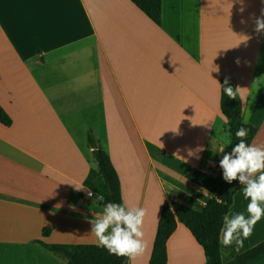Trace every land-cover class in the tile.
<instances>
[{"label":"crops","instance_id":"crops-1","mask_svg":"<svg viewBox=\"0 0 264 264\" xmlns=\"http://www.w3.org/2000/svg\"><path fill=\"white\" fill-rule=\"evenodd\" d=\"M262 9L264 0H161L157 26L129 0H0V106L12 121L0 124V264H65L35 241L96 244L87 221L103 207L76 190L97 169L89 134L122 204L146 209V248L132 264H149L168 195L197 209L210 194L185 177L224 181L221 80L240 88L243 121L257 130L250 144L264 145ZM242 187L229 210L247 215ZM263 240L264 217L239 252L220 244L222 263ZM166 249V264L205 263L179 222Z\"/></svg>","mask_w":264,"mask_h":264},{"label":"trees","instance_id":"trees-1","mask_svg":"<svg viewBox=\"0 0 264 264\" xmlns=\"http://www.w3.org/2000/svg\"><path fill=\"white\" fill-rule=\"evenodd\" d=\"M129 1L155 25L159 26L161 24V0ZM225 80L228 81V84L233 89H236L235 83L231 79L221 80L222 87ZM219 106L222 115L228 118L226 120V130L230 138V152L239 143L234 133L241 126L249 130L245 142L250 144L257 130L243 121L242 106L238 94H236L235 99H230L223 93V89L220 87ZM0 124L4 127H10L12 124L11 118L1 106ZM87 142L92 148V156L96 162L97 169L89 171L83 182L84 187L104 196L103 201L99 200V204L102 207L110 201L122 203L119 179L108 155L97 146L90 134L88 135ZM185 180L190 185L206 189L210 197L206 200L205 206L197 209L179 202H173L170 206L167 202L163 203L149 264L167 263L166 243L174 233L178 222L189 230L195 241L203 249L205 256L204 264H248L264 255L263 240L247 251L237 255L228 263H222L221 261L218 235L222 226V217L228 212L233 196L240 187L238 180L228 184L201 171L192 172L185 177ZM218 200H222L223 203H219ZM50 230L51 228H44L42 235L47 236ZM34 244L60 257L64 260L65 264H127L128 261L127 258H118L110 255L105 249L97 247L96 244H45L41 241H35Z\"/></svg>","mask_w":264,"mask_h":264},{"label":"clouds","instance_id":"clouds-1","mask_svg":"<svg viewBox=\"0 0 264 264\" xmlns=\"http://www.w3.org/2000/svg\"><path fill=\"white\" fill-rule=\"evenodd\" d=\"M243 10L241 8V11ZM254 24L256 33H264V9L261 10L259 17L254 18ZM242 38L244 41L248 39L246 36ZM220 87L230 99H235L237 91L240 90V88L233 89L227 80L224 86L220 85ZM224 119L228 118L225 116ZM248 131L243 126L235 131L234 135L239 143L230 153H225L222 148L220 153H223V156L219 161L223 180L228 184L238 180L243 186L241 188L243 198L249 201L246 206L247 215L229 210L222 217V226L218 235L219 243L225 248L235 245L237 252L244 246V241L252 235L255 226L264 217V145H256L254 142L246 143ZM200 151L203 149L195 150L196 153ZM194 154L192 150L188 151L189 156ZM76 190L84 191L89 199L94 197L93 203L96 200H104L102 194H94L89 188H76ZM201 191L207 193L206 189ZM218 202L223 203L222 200ZM146 215V209L143 207H127L122 203L110 201L104 204L102 212L94 214V218L87 222L91 226L90 233L95 237L97 247L105 249L110 255L118 258H127L132 264L142 256L146 248L143 231Z\"/></svg>","mask_w":264,"mask_h":264},{"label":"built area","instance_id":"built-area-1","mask_svg":"<svg viewBox=\"0 0 264 264\" xmlns=\"http://www.w3.org/2000/svg\"><path fill=\"white\" fill-rule=\"evenodd\" d=\"M92 191V190H91ZM93 192V191H92ZM94 193V192H93ZM95 194V193H94ZM94 198V197H93ZM167 202L169 204L173 203V202H178V198L176 195H173V194H169L168 197H167ZM205 206V203H201L197 208L199 207H203Z\"/></svg>","mask_w":264,"mask_h":264},{"label":"rangeland","instance_id":"rangeland-1","mask_svg":"<svg viewBox=\"0 0 264 264\" xmlns=\"http://www.w3.org/2000/svg\"><path fill=\"white\" fill-rule=\"evenodd\" d=\"M99 201V200H98Z\"/></svg>","mask_w":264,"mask_h":264}]
</instances>
